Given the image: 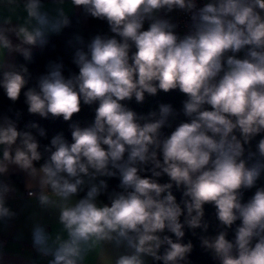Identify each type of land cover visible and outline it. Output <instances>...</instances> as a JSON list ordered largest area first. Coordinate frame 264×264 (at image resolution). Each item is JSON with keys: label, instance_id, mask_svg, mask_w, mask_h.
Wrapping results in <instances>:
<instances>
[{"label": "clouds", "instance_id": "obj_1", "mask_svg": "<svg viewBox=\"0 0 264 264\" xmlns=\"http://www.w3.org/2000/svg\"><path fill=\"white\" fill-rule=\"evenodd\" d=\"M70 3L108 27L68 40L78 71L65 75L62 61H49L28 86L27 66L0 61L9 100L26 89L30 115L62 117L70 129V140L58 132L42 145L38 123L21 130L20 112L0 117V176L14 166L27 175L29 196L58 212L55 235L33 224V248L49 264H85L92 254L100 264H189L185 230L207 232L210 205L219 231L201 236V247L219 264H264V0ZM23 11L22 24L0 20V51L30 61L31 48L71 20L63 7L44 10L42 0H23ZM176 90L179 109L159 103L145 114L129 106ZM83 106H94V118L82 126L73 117ZM13 191L0 180L5 224L17 216L6 206Z\"/></svg>", "mask_w": 264, "mask_h": 264}, {"label": "trees", "instance_id": "obj_2", "mask_svg": "<svg viewBox=\"0 0 264 264\" xmlns=\"http://www.w3.org/2000/svg\"><path fill=\"white\" fill-rule=\"evenodd\" d=\"M69 18L71 20L70 27L63 29L59 35H49L48 43L43 47L31 49L32 59L30 61H26L20 53H17L15 63L24 64L28 69L33 70L28 86H33L36 78L47 71L46 66L49 61H62L65 65V75L71 71H78L72 63L73 48L67 43L73 34L79 33L87 41L91 36L97 33H108V27L105 22L85 16L80 8L76 14L69 15ZM0 79H2V76H0ZM25 90L26 89L22 90L19 100L13 103L7 98L4 89L0 87V117L7 115L11 119L16 120V112H20V117L17 123L18 128L21 130H24L25 126L32 122L38 123L46 131V137L39 138L42 145L48 144L51 137L58 132H63L65 137L70 140L71 135L68 123L64 122L62 117L58 119H53L51 117L49 119H42L39 116L30 115L28 113L23 95V91ZM182 99L183 95L179 93L178 90L170 93L160 92L156 97H146V100L142 105L136 104L133 100L132 102H129V106L137 112L146 114L150 110H156L159 103H171L174 108L179 109L181 107ZM93 118L94 106H83L82 111L73 117V119L78 120L82 126L90 123ZM33 132L35 133V130H33ZM253 147H255V141L253 142ZM14 178L18 182L22 181L21 175H16ZM117 183V180H111L110 186H115ZM258 185L264 186V174H262L261 179L258 181ZM254 191L255 189L245 192V201L250 198ZM174 194L179 201L181 194L179 192H174ZM81 195H83V193H81ZM101 199L104 198L101 197ZM205 220L209 223L207 232H204L202 229H196V235H193L192 231L185 230L184 242L187 243L188 241H191L193 244V250L187 258L189 264H219V261L213 258L211 251L205 250L201 247L200 242L201 236H214L217 231H219L217 227L219 222L215 218V209L210 205H205ZM232 236L233 233L230 231L229 238L231 239ZM163 250L162 247L160 250L161 253H163ZM153 264H162V262L153 261Z\"/></svg>", "mask_w": 264, "mask_h": 264}, {"label": "crops", "instance_id": "obj_3", "mask_svg": "<svg viewBox=\"0 0 264 264\" xmlns=\"http://www.w3.org/2000/svg\"><path fill=\"white\" fill-rule=\"evenodd\" d=\"M19 6L12 5L7 0H0V20L3 17L12 16L13 24L24 23L26 13L23 11V0H18ZM44 10L54 13L57 7H63L67 15L76 14L78 7L71 5L70 0H64L63 5H59L56 0H42ZM14 9V11H13ZM14 43H19L13 37ZM39 46L32 47L37 49ZM18 52L7 53L0 51V61L15 63V57ZM32 75L33 70L29 69ZM2 76V75H0ZM2 155V152H0ZM21 175L22 181L18 182L14 176ZM0 180L9 183L15 191L9 194L7 205L17 213V216L5 224L0 221V236L4 243L0 247V264H49L51 257H45L37 253L32 246L31 229L34 223H41L47 230L55 235L60 230L58 223V212L55 209L42 208L35 196H29L28 191L34 190L28 187L29 179L27 175L14 166L10 169L7 176H0ZM38 194V193H37ZM109 254L114 258L116 253L109 248ZM149 264H153L151 258H148ZM85 264H100L95 254L90 255Z\"/></svg>", "mask_w": 264, "mask_h": 264}, {"label": "built area", "instance_id": "obj_4", "mask_svg": "<svg viewBox=\"0 0 264 264\" xmlns=\"http://www.w3.org/2000/svg\"><path fill=\"white\" fill-rule=\"evenodd\" d=\"M175 15L179 16L180 14H179V13H176ZM29 191H31V190H29ZM29 191H28V194H29ZM4 240H5V239H4L3 237L0 236V247L3 245Z\"/></svg>", "mask_w": 264, "mask_h": 264}]
</instances>
